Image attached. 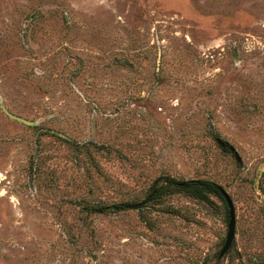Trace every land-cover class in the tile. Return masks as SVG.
<instances>
[{"label": "rangeland", "instance_id": "obj_1", "mask_svg": "<svg viewBox=\"0 0 264 264\" xmlns=\"http://www.w3.org/2000/svg\"><path fill=\"white\" fill-rule=\"evenodd\" d=\"M0 264H264V0H0Z\"/></svg>", "mask_w": 264, "mask_h": 264}, {"label": "trees", "instance_id": "obj_2", "mask_svg": "<svg viewBox=\"0 0 264 264\" xmlns=\"http://www.w3.org/2000/svg\"><path fill=\"white\" fill-rule=\"evenodd\" d=\"M173 192H182L198 199H205L208 193H214L223 200L219 192V185L213 181L207 179L176 180L167 176L155 179L152 182L146 199L149 201L159 200ZM118 207L117 205H95L87 207V210L90 212H106L108 209H117Z\"/></svg>", "mask_w": 264, "mask_h": 264}, {"label": "water", "instance_id": "obj_3", "mask_svg": "<svg viewBox=\"0 0 264 264\" xmlns=\"http://www.w3.org/2000/svg\"><path fill=\"white\" fill-rule=\"evenodd\" d=\"M231 150L233 149L231 148ZM219 192L224 200V203L227 209V216H228L227 234L225 236L224 244L219 252V256H221L226 252V250L229 248L230 244L232 243L234 239L235 214H234L233 203H232V200L229 194L220 186H219ZM145 201L146 200L139 201L136 203H125L121 205L128 209H138L145 203Z\"/></svg>", "mask_w": 264, "mask_h": 264}]
</instances>
